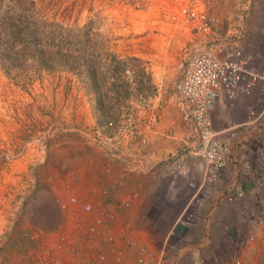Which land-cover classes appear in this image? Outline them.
<instances>
[{
    "label": "crops",
    "instance_id": "0c3cea01",
    "mask_svg": "<svg viewBox=\"0 0 264 264\" xmlns=\"http://www.w3.org/2000/svg\"><path fill=\"white\" fill-rule=\"evenodd\" d=\"M210 11L217 19L214 31L193 46L225 57L233 44L264 73V0H253L243 18L235 15L234 0H213ZM159 100L149 98L141 107L134 132L105 134L120 138L119 147L78 144L72 160L61 161L56 192L41 209L39 264H231L237 257L258 264L264 230L240 246L251 233L240 213L264 199V188L258 194L251 182L252 173L264 170L262 146L252 145L264 137L262 84L233 101L221 95L212 113L215 130L230 139L229 157L250 149L252 168L231 158L214 189L204 186L198 137L175 91ZM240 192L235 203L224 200ZM83 204L92 211L84 212Z\"/></svg>",
    "mask_w": 264,
    "mask_h": 264
},
{
    "label": "rangeland",
    "instance_id": "374dc122",
    "mask_svg": "<svg viewBox=\"0 0 264 264\" xmlns=\"http://www.w3.org/2000/svg\"><path fill=\"white\" fill-rule=\"evenodd\" d=\"M31 1L48 24L76 32L89 25L82 33L90 31L91 43L64 51L99 57L104 75L96 86L82 70L29 67L7 75L0 66V264H39L41 209L56 192L61 161L72 160L78 144L103 147L95 132L105 136L106 126L115 136L134 132L149 98L162 103L173 94L201 40L156 3L135 10L125 0ZM256 262L264 264V250Z\"/></svg>",
    "mask_w": 264,
    "mask_h": 264
},
{
    "label": "built area",
    "instance_id": "2783aa9c",
    "mask_svg": "<svg viewBox=\"0 0 264 264\" xmlns=\"http://www.w3.org/2000/svg\"><path fill=\"white\" fill-rule=\"evenodd\" d=\"M213 0H125L124 4L132 9L140 10L142 5L158 4L163 9L168 8L170 19L176 23H184L192 27L201 39L206 41L214 31L217 19L211 15ZM235 15L243 18L251 9L253 0H234ZM229 46V45H228ZM225 57H219V51L206 47L195 48L185 63L182 73L176 80L175 93L179 99L182 112L186 122L196 133L197 150L196 155L203 163L204 186L215 188L219 185L221 177L229 167L230 160L243 163L246 170H252L249 150L239 149L236 158L230 155V139L224 132L216 131L213 125L212 113L216 109L221 95L233 101L242 96L252 95L258 84H262L264 92V73L256 71L252 67L253 58L246 55L242 50L230 45ZM158 120V115L153 116ZM99 144L112 145L113 150L122 143L120 138L106 139L100 130L96 131ZM104 140V141H103ZM252 145H261L260 154L264 156V137H256ZM250 147V144L249 146ZM114 153V152H113ZM132 166L131 162H126ZM252 189L260 194L264 188V170L254 172L251 175ZM243 192L229 195L224 200L233 204ZM78 204L76 198L71 200ZM86 213L92 211V207L82 205ZM240 216L243 221L250 225L251 233L241 240L244 246L255 242L259 233L264 230V199L258 200L251 206L242 209ZM231 264H254L241 257Z\"/></svg>",
    "mask_w": 264,
    "mask_h": 264
},
{
    "label": "trees",
    "instance_id": "16d2710c",
    "mask_svg": "<svg viewBox=\"0 0 264 264\" xmlns=\"http://www.w3.org/2000/svg\"><path fill=\"white\" fill-rule=\"evenodd\" d=\"M88 28L86 25L76 32L57 23L48 24L39 19L36 4L31 0H0V66L7 75L12 72L20 74L29 67L54 70L60 66L72 71L82 70L97 86L99 75H104L102 65L97 66L99 57L88 52L78 54L74 49L64 51V47L89 45L90 31L82 33ZM16 78L18 85L24 80L21 75ZM112 90L118 98L119 89L112 85ZM99 106L102 107L100 102ZM103 130L111 132L107 126Z\"/></svg>",
    "mask_w": 264,
    "mask_h": 264
}]
</instances>
